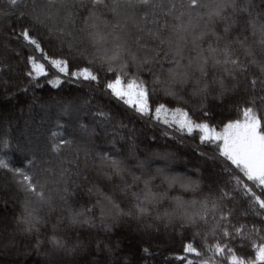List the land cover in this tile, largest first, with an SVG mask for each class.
<instances>
[{"label":"snow or ice","instance_id":"1","mask_svg":"<svg viewBox=\"0 0 264 264\" xmlns=\"http://www.w3.org/2000/svg\"><path fill=\"white\" fill-rule=\"evenodd\" d=\"M0 26V105L42 113L15 143L0 113V264H264V0H0ZM154 129L187 150L138 155Z\"/></svg>","mask_w":264,"mask_h":264},{"label":"trees","instance_id":"2","mask_svg":"<svg viewBox=\"0 0 264 264\" xmlns=\"http://www.w3.org/2000/svg\"><path fill=\"white\" fill-rule=\"evenodd\" d=\"M2 27V26H0ZM7 30V29H4ZM54 51V50H53ZM38 55V54H37ZM68 89H65V92H67ZM56 95L54 91L51 90L50 86H45L43 89L36 90V95L38 97L47 98L48 95ZM32 93L30 92L27 97L21 96L20 97V103L22 104L25 100L30 99ZM0 113H3L5 116H11L12 122L9 127V134L14 138L13 142L15 143V138L20 136V132L22 129H24V126L26 123L32 124L34 121H39L40 116L42 113L40 112L39 108H34L31 113L27 111L25 108L24 111L20 110V106L17 105V103L14 101L13 104H3L0 105ZM131 127V125H130ZM136 127L138 129H142V126L140 124H137ZM143 130V129H142ZM160 129H154L153 131H147L144 130V135H139V139L137 140V154L141 155L147 151H164V150H175L178 154L186 151L187 149H181L179 145H177L175 142H173L170 139H167L160 135ZM155 134L158 139L155 144H152L150 141L147 140L148 136H151ZM11 154V153H10ZM157 166H162L160 161H154L152 164V167L155 168ZM177 171H183V165L180 164L177 166ZM195 178V177H193ZM154 184H160V180L157 179L154 181ZM170 195H183L185 198L190 197L191 193H184L180 189H174L170 192ZM167 206V202H165V205ZM177 247H179V242H177ZM137 257H134L133 259H137ZM161 257H157V259H160Z\"/></svg>","mask_w":264,"mask_h":264}]
</instances>
